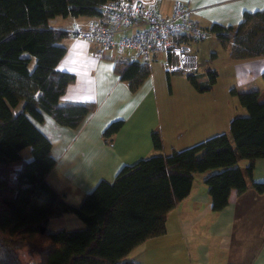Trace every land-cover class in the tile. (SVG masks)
<instances>
[{"label": "trees", "instance_id": "trees-1", "mask_svg": "<svg viewBox=\"0 0 264 264\" xmlns=\"http://www.w3.org/2000/svg\"><path fill=\"white\" fill-rule=\"evenodd\" d=\"M108 1L0 0V264H135L127 256L166 233L167 217L189 196L195 175L213 172L205 183L218 212L232 190L248 191L255 162L264 159V91L232 90L247 115L233 119L229 134L125 166L114 183L100 182L79 206L65 202L48 181L56 166L52 144L34 122L48 115L77 129L95 104L60 103L75 76L57 70L69 33L52 27L51 20L95 18ZM211 32L223 46L233 43L235 60L264 57V9L245 13L236 27L214 24ZM114 72L135 90L150 66L116 62ZM207 76L205 82L196 74L186 77L206 92L217 72ZM122 127V121L114 122L103 136L110 141ZM152 143L163 150L159 133L152 134ZM27 149L30 159L22 155ZM241 160L248 162L245 170L238 166ZM251 186L264 193V183ZM66 214L80 219L84 229L52 232L51 220ZM23 253L31 260L24 261Z\"/></svg>", "mask_w": 264, "mask_h": 264}, {"label": "crops", "instance_id": "crops-1", "mask_svg": "<svg viewBox=\"0 0 264 264\" xmlns=\"http://www.w3.org/2000/svg\"><path fill=\"white\" fill-rule=\"evenodd\" d=\"M155 1L162 15L168 16L176 2L188 5L193 20L211 31L214 24L238 26L245 13L264 9V0H142ZM95 18L57 17L51 26L69 36L62 41L66 53L57 65L60 72L72 74L75 81L60 98L61 104L94 103L95 109L77 129L59 125L46 115L34 122L50 140L56 166L48 181L72 206H79L96 186L114 183L125 166H133L154 155L169 156L210 138L229 134L231 122L246 116L247 110L231 95L264 91V57L235 60L233 43L223 46L215 34L193 42L199 57L196 74L201 82L207 72H217L211 90L198 91L182 74H168L159 56L150 66V75L132 90L114 72L115 63L137 61L129 52H101L97 44L75 39L71 33ZM135 27L125 33L132 35ZM20 108L15 111L18 112ZM123 127L109 141L103 133L114 122ZM159 133L163 150L158 152L152 134ZM248 162L238 166L245 170ZM213 172L195 175L189 196L168 215L166 233L133 249L127 260L135 264H264V193L252 183H264V159L255 162L249 189L239 195L232 190L228 205L212 209L206 179ZM52 232L84 229L75 215L51 220Z\"/></svg>", "mask_w": 264, "mask_h": 264}, {"label": "built area", "instance_id": "built-area-1", "mask_svg": "<svg viewBox=\"0 0 264 264\" xmlns=\"http://www.w3.org/2000/svg\"><path fill=\"white\" fill-rule=\"evenodd\" d=\"M192 10L176 2L170 15H162L155 1L109 0L100 7V15L86 26H78L75 39L97 44L101 52L132 53L134 59L151 65L164 56L168 74L195 75L199 57L193 42L207 40L212 32L198 25ZM139 27L132 35L125 32Z\"/></svg>", "mask_w": 264, "mask_h": 264}, {"label": "rangeland", "instance_id": "rangeland-1", "mask_svg": "<svg viewBox=\"0 0 264 264\" xmlns=\"http://www.w3.org/2000/svg\"><path fill=\"white\" fill-rule=\"evenodd\" d=\"M22 155L26 158V159H30L31 158V155H30V151L29 149L25 150ZM23 260L24 261H30L31 259L29 258V256L26 254V253H23V256H22Z\"/></svg>", "mask_w": 264, "mask_h": 264}]
</instances>
